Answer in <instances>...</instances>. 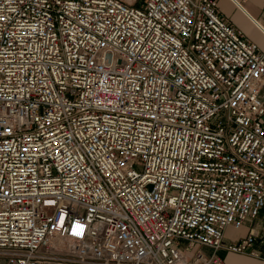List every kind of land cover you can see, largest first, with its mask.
Instances as JSON below:
<instances>
[{
    "label": "built area",
    "instance_id": "obj_1",
    "mask_svg": "<svg viewBox=\"0 0 264 264\" xmlns=\"http://www.w3.org/2000/svg\"><path fill=\"white\" fill-rule=\"evenodd\" d=\"M262 209L264 49L217 0H0V264H225Z\"/></svg>",
    "mask_w": 264,
    "mask_h": 264
},
{
    "label": "crops",
    "instance_id": "obj_2",
    "mask_svg": "<svg viewBox=\"0 0 264 264\" xmlns=\"http://www.w3.org/2000/svg\"><path fill=\"white\" fill-rule=\"evenodd\" d=\"M217 3L220 15L224 19L240 30L247 39L264 49V36L257 27V25L264 27V0H217ZM236 231L239 232V236L232 243L239 242L247 236H253L255 239L254 244L248 248V252L241 255L246 262L264 264V209L256 218L246 220L242 227ZM224 240L223 243L226 244ZM252 251L254 256L250 255Z\"/></svg>",
    "mask_w": 264,
    "mask_h": 264
},
{
    "label": "rangeland",
    "instance_id": "obj_3",
    "mask_svg": "<svg viewBox=\"0 0 264 264\" xmlns=\"http://www.w3.org/2000/svg\"><path fill=\"white\" fill-rule=\"evenodd\" d=\"M238 236H239L238 231L233 230L231 227H228V229L225 231L224 242L226 244L232 243V241L236 240ZM197 248L199 247L193 245V250ZM201 249L206 255H209L211 253L210 250L206 248H201ZM216 254L224 261L225 264H251L246 262V260L240 254L230 253L225 250H219Z\"/></svg>",
    "mask_w": 264,
    "mask_h": 264
},
{
    "label": "snow or ice",
    "instance_id": "obj_4",
    "mask_svg": "<svg viewBox=\"0 0 264 264\" xmlns=\"http://www.w3.org/2000/svg\"><path fill=\"white\" fill-rule=\"evenodd\" d=\"M77 234H79V233H77Z\"/></svg>",
    "mask_w": 264,
    "mask_h": 264
}]
</instances>
